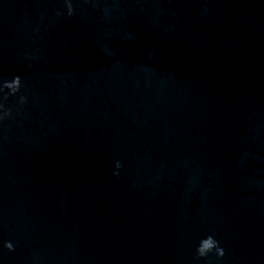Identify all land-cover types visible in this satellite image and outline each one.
Segmentation results:
<instances>
[{
	"label": "water",
	"instance_id": "water-1",
	"mask_svg": "<svg viewBox=\"0 0 264 264\" xmlns=\"http://www.w3.org/2000/svg\"><path fill=\"white\" fill-rule=\"evenodd\" d=\"M0 264H264V0H0Z\"/></svg>",
	"mask_w": 264,
	"mask_h": 264
},
{
	"label": "clouds",
	"instance_id": "clouds-1",
	"mask_svg": "<svg viewBox=\"0 0 264 264\" xmlns=\"http://www.w3.org/2000/svg\"><path fill=\"white\" fill-rule=\"evenodd\" d=\"M15 81H19V77L15 78ZM8 84V82H6ZM6 247L9 250H13L11 242L7 243ZM217 256L223 257L225 255L224 249L220 247L219 241H217L213 236H208L200 241V244L197 248V255L198 257H207L209 253L214 252Z\"/></svg>",
	"mask_w": 264,
	"mask_h": 264
}]
</instances>
